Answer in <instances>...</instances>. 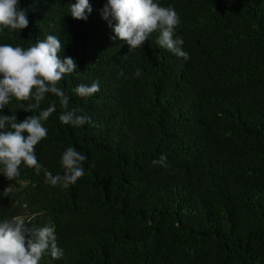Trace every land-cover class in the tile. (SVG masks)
I'll return each mask as SVG.
<instances>
[{
    "label": "trees",
    "instance_id": "16d2710c",
    "mask_svg": "<svg viewBox=\"0 0 264 264\" xmlns=\"http://www.w3.org/2000/svg\"><path fill=\"white\" fill-rule=\"evenodd\" d=\"M75 2L19 0L29 25L0 31V45L55 35L76 61L58 86L92 123L62 124L46 94L41 109L57 110L35 154L63 175L73 147L85 174L63 188L23 164L10 181L0 165V193L12 185L0 221L55 227L64 255L40 264H264V0H155L178 13L187 61L156 43L159 32L129 51L110 39L107 0H89L87 21L72 18ZM94 81L98 93L76 95ZM23 106L12 98L2 112L19 122L33 115ZM161 155L166 167L152 163Z\"/></svg>",
    "mask_w": 264,
    "mask_h": 264
},
{
    "label": "clouds",
    "instance_id": "9594fccd",
    "mask_svg": "<svg viewBox=\"0 0 264 264\" xmlns=\"http://www.w3.org/2000/svg\"><path fill=\"white\" fill-rule=\"evenodd\" d=\"M18 3L19 0H0V31H20L28 27L26 10L19 8ZM92 11L89 0H76L69 8L73 19L83 21L88 20ZM100 14L114 33L110 39L125 42L129 51L142 48L152 33L159 32L156 41L159 46L185 61L190 58L182 48L183 39L175 35L180 17L172 6H160L155 0H107ZM62 49L63 44L55 35L37 39L35 45L27 49L0 45V165H3V174L10 181H15L20 175L22 164L35 169L37 174L44 171L45 182L54 187L68 188L85 174L82 165L87 156L73 147H68L62 154L63 175H53L43 169L35 154L36 145L48 135L44 122L57 110L55 102L41 109L46 94L58 98L62 124L80 127L92 123L91 118L79 108L69 107L70 96L58 86L66 75L78 70L74 58L59 55ZM139 74L138 70L135 75ZM99 90L96 81L90 86L81 83L75 88L76 95L81 98L91 97ZM12 98L24 102L20 109L33 115L19 122L13 112L4 115L2 110ZM166 159L161 155L152 163L166 167ZM11 186L5 188L0 196H8ZM45 254L55 260L64 255L58 246L53 225L28 226L20 217L0 221V264H40Z\"/></svg>",
    "mask_w": 264,
    "mask_h": 264
}]
</instances>
